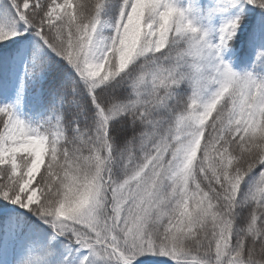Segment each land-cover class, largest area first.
<instances>
[{
    "label": "snow or ice",
    "instance_id": "6c2138e0",
    "mask_svg": "<svg viewBox=\"0 0 264 264\" xmlns=\"http://www.w3.org/2000/svg\"><path fill=\"white\" fill-rule=\"evenodd\" d=\"M0 264H264V0H0Z\"/></svg>",
    "mask_w": 264,
    "mask_h": 264
},
{
    "label": "trees",
    "instance_id": "16d2710c",
    "mask_svg": "<svg viewBox=\"0 0 264 264\" xmlns=\"http://www.w3.org/2000/svg\"><path fill=\"white\" fill-rule=\"evenodd\" d=\"M235 67H236V70H238V71L241 70V66L240 65H236Z\"/></svg>",
    "mask_w": 264,
    "mask_h": 264
}]
</instances>
